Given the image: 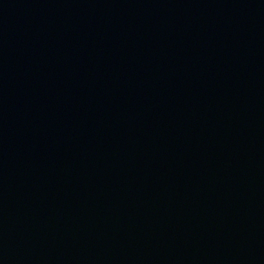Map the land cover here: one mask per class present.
Returning <instances> with one entry per match:
<instances>
[{"label":"water","instance_id":"obj_1","mask_svg":"<svg viewBox=\"0 0 264 264\" xmlns=\"http://www.w3.org/2000/svg\"><path fill=\"white\" fill-rule=\"evenodd\" d=\"M0 264H264V0H0Z\"/></svg>","mask_w":264,"mask_h":264}]
</instances>
